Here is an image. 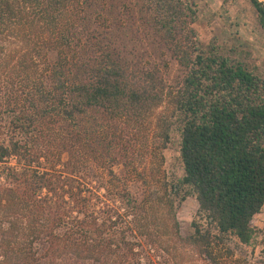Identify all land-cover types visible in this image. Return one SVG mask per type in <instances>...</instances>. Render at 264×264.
I'll use <instances>...</instances> for the list:
<instances>
[{
    "label": "trees",
    "instance_id": "16d2710c",
    "mask_svg": "<svg viewBox=\"0 0 264 264\" xmlns=\"http://www.w3.org/2000/svg\"><path fill=\"white\" fill-rule=\"evenodd\" d=\"M197 13L0 0V264H264V75Z\"/></svg>",
    "mask_w": 264,
    "mask_h": 264
},
{
    "label": "rangeland",
    "instance_id": "374dc122",
    "mask_svg": "<svg viewBox=\"0 0 264 264\" xmlns=\"http://www.w3.org/2000/svg\"><path fill=\"white\" fill-rule=\"evenodd\" d=\"M198 11L194 24L204 43L215 39L224 47H236L238 52L250 53V62L264 75V37L255 21V14L248 0H192ZM175 69H172V73ZM166 169L172 177L182 175L173 150L165 152ZM197 209L195 197L189 196L181 205L177 218L180 232L187 236L191 232V221ZM253 225L264 228V211L253 220ZM264 247L260 242L256 254Z\"/></svg>",
    "mask_w": 264,
    "mask_h": 264
}]
</instances>
